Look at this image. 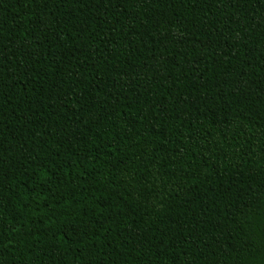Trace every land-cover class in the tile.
<instances>
[{
  "label": "trees",
  "instance_id": "trees-1",
  "mask_svg": "<svg viewBox=\"0 0 264 264\" xmlns=\"http://www.w3.org/2000/svg\"><path fill=\"white\" fill-rule=\"evenodd\" d=\"M0 264H264V0H0Z\"/></svg>",
  "mask_w": 264,
  "mask_h": 264
}]
</instances>
